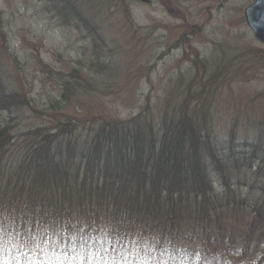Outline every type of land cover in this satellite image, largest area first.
<instances>
[{"label":"trees","instance_id":"obj_1","mask_svg":"<svg viewBox=\"0 0 264 264\" xmlns=\"http://www.w3.org/2000/svg\"><path fill=\"white\" fill-rule=\"evenodd\" d=\"M56 1L98 37L74 0ZM5 39L0 22V112L11 114L30 103L5 86ZM248 58L264 69V51ZM70 70L52 108H77L72 116L56 114L20 134L0 125V264H230L264 243V185L249 186L256 198L248 200L234 176L240 162L264 169V145L232 131L215 138L188 87L161 119L148 100L126 120L84 113L95 86Z\"/></svg>","mask_w":264,"mask_h":264},{"label":"rangeland","instance_id":"obj_2","mask_svg":"<svg viewBox=\"0 0 264 264\" xmlns=\"http://www.w3.org/2000/svg\"><path fill=\"white\" fill-rule=\"evenodd\" d=\"M74 1L98 37L56 0H0L5 86L30 103L17 113L0 112L1 126L20 134L48 124L56 114L72 116L77 108L52 106L62 76L75 68L95 86L83 100L84 113L126 120L148 100L152 117L161 119L179 106L177 95L188 87L189 103L198 106L201 119L207 117L215 138L223 141L232 131L240 141L264 145V95L256 97L264 92V69L256 72L248 62L249 53L264 51V44L255 41L243 14L254 0ZM238 164L234 176L247 185L241 197L255 199L249 186L264 185V169L256 161L252 168ZM221 187L222 182L214 183L217 193ZM263 252L264 243L252 246L230 264H258Z\"/></svg>","mask_w":264,"mask_h":264},{"label":"water","instance_id":"obj_3","mask_svg":"<svg viewBox=\"0 0 264 264\" xmlns=\"http://www.w3.org/2000/svg\"><path fill=\"white\" fill-rule=\"evenodd\" d=\"M244 18L253 38L258 43L264 44V0H254L244 10Z\"/></svg>","mask_w":264,"mask_h":264},{"label":"flooded vegetation","instance_id":"obj_4","mask_svg":"<svg viewBox=\"0 0 264 264\" xmlns=\"http://www.w3.org/2000/svg\"><path fill=\"white\" fill-rule=\"evenodd\" d=\"M225 1V0H224Z\"/></svg>","mask_w":264,"mask_h":264}]
</instances>
